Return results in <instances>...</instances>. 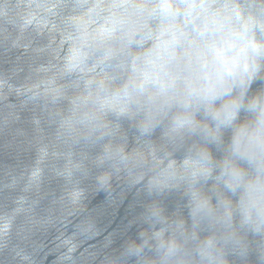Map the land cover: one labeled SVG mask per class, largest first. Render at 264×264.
<instances>
[{
  "label": "clouds",
  "instance_id": "9594fccd",
  "mask_svg": "<svg viewBox=\"0 0 264 264\" xmlns=\"http://www.w3.org/2000/svg\"><path fill=\"white\" fill-rule=\"evenodd\" d=\"M38 8L37 29L57 31L64 48H47L50 65L19 91L52 129L46 138L34 120L28 181L40 166L42 184L45 162L64 159L65 219L85 213L89 179L110 199L117 187L149 198L130 222L136 237L102 264H264V0ZM170 193L182 201L172 212L162 203ZM98 235L90 216L79 220L73 242L60 241L63 262L91 264L98 253H76Z\"/></svg>",
  "mask_w": 264,
  "mask_h": 264
},
{
  "label": "water",
  "instance_id": "95a60500",
  "mask_svg": "<svg viewBox=\"0 0 264 264\" xmlns=\"http://www.w3.org/2000/svg\"><path fill=\"white\" fill-rule=\"evenodd\" d=\"M42 2L0 0V264H69L63 262L66 249L60 241L73 242L75 225L85 216L95 221L99 235L86 241L76 255L89 248L98 253L91 264H102L105 255L118 254L126 240L136 237L140 226H130V222L143 211L149 198L136 189L120 195L117 187L110 199L106 193L95 191L94 180L89 179L83 185L87 189L85 213L65 219L62 200L66 189L57 173L64 159L45 162L42 184L40 166L33 169L34 181H28L38 158L34 120L41 119L46 138L52 129L38 109L23 104L19 91L39 78L42 66L50 65L47 48L56 45L57 55L64 48L57 31L41 33L36 27L34 17L41 11L38 5ZM259 86L254 84L253 91ZM124 127L131 146L133 130L127 124ZM182 155L177 152L176 158ZM162 203L172 212L182 203L180 194L170 193ZM109 238L112 243L105 247Z\"/></svg>",
  "mask_w": 264,
  "mask_h": 264
}]
</instances>
